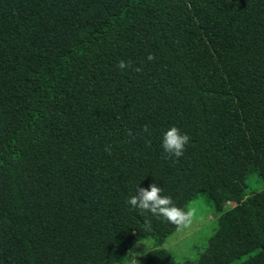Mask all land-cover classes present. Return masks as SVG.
Returning a JSON list of instances; mask_svg holds the SVG:
<instances>
[{
    "label": "trees",
    "instance_id": "1",
    "mask_svg": "<svg viewBox=\"0 0 264 264\" xmlns=\"http://www.w3.org/2000/svg\"><path fill=\"white\" fill-rule=\"evenodd\" d=\"M171 126L191 137L179 160ZM253 172L264 0H0V264H123L145 239V264H179L163 248L177 228L126 203L153 183L186 211L213 204L196 264H264Z\"/></svg>",
    "mask_w": 264,
    "mask_h": 264
},
{
    "label": "rangeland",
    "instance_id": "2",
    "mask_svg": "<svg viewBox=\"0 0 264 264\" xmlns=\"http://www.w3.org/2000/svg\"><path fill=\"white\" fill-rule=\"evenodd\" d=\"M263 189V180L256 172L251 173L246 179L245 194L249 196ZM230 207H232V204L227 203L223 211ZM188 209H193L195 212L191 226L175 231L163 245V248L168 250L179 264L186 261L190 264H196L198 257L205 251L208 240L217 227L216 219L218 216L215 213L213 204L205 195H199L189 202ZM151 248L152 240L145 239L136 242L129 251L137 254L138 264H145L144 254ZM123 264H128V261L125 260Z\"/></svg>",
    "mask_w": 264,
    "mask_h": 264
},
{
    "label": "clouds",
    "instance_id": "3",
    "mask_svg": "<svg viewBox=\"0 0 264 264\" xmlns=\"http://www.w3.org/2000/svg\"><path fill=\"white\" fill-rule=\"evenodd\" d=\"M153 55L148 56L149 61H154ZM121 71L126 68H131V62H125L121 60L117 65ZM135 72H142L143 69L136 67L132 69ZM144 132H149L147 125L143 127ZM129 136L133 133L131 130L128 132ZM191 142V137L187 133H182L176 126H171L164 134L162 138V149L166 153L168 158H175L179 160L183 157L187 146ZM106 151H111L106 146ZM164 189L158 187L157 184L153 183L148 188H138L135 195L130 196L126 203L131 206L133 210L139 211L141 214L151 213L158 219L173 224L177 230H182L191 226L195 212L193 209L179 208L175 205L171 196L163 195ZM150 221H146V228L150 229ZM128 264H138L137 254L133 251H129L128 256L125 258Z\"/></svg>",
    "mask_w": 264,
    "mask_h": 264
}]
</instances>
